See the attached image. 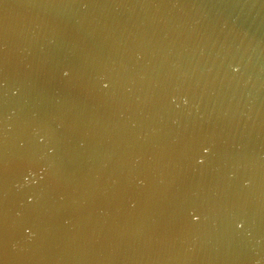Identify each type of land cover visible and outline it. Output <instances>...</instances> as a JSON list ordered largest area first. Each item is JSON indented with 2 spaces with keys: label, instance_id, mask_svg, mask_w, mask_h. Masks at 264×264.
Returning <instances> with one entry per match:
<instances>
[{
  "label": "water",
  "instance_id": "1",
  "mask_svg": "<svg viewBox=\"0 0 264 264\" xmlns=\"http://www.w3.org/2000/svg\"><path fill=\"white\" fill-rule=\"evenodd\" d=\"M0 264H264V0H0Z\"/></svg>",
  "mask_w": 264,
  "mask_h": 264
}]
</instances>
